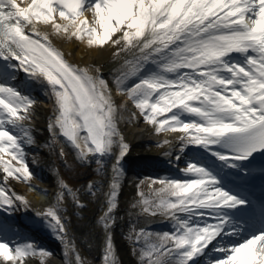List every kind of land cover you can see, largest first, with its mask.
I'll return each instance as SVG.
<instances>
[{
	"label": "snow or ice",
	"instance_id": "obj_1",
	"mask_svg": "<svg viewBox=\"0 0 264 264\" xmlns=\"http://www.w3.org/2000/svg\"><path fill=\"white\" fill-rule=\"evenodd\" d=\"M54 37L113 49L114 57L122 56L117 91L155 133L176 132L182 150H203L183 169L193 178H150L147 192L140 187L145 180L137 184L131 205L137 217L172 222L163 232L131 225L129 239L141 264H199L213 242L220 255L207 264H264V200L257 204L246 188L254 154L264 156V0H0V209L32 207L10 187L13 179L33 178L26 147L38 143L30 123L37 100L12 83L22 66L53 100L49 149L69 169L97 163L101 175L115 160L107 187L93 180L77 189L60 176L56 204L40 216L65 242L69 264L73 257L87 264L71 238L66 207L70 197L86 210V189L103 205L104 264H121L114 233L130 145L120 121L137 113L125 117L127 104L122 111L102 71L73 64ZM7 230L0 223V233ZM37 256L45 264L52 253L0 235V264H27Z\"/></svg>",
	"mask_w": 264,
	"mask_h": 264
},
{
	"label": "bare ground",
	"instance_id": "obj_2",
	"mask_svg": "<svg viewBox=\"0 0 264 264\" xmlns=\"http://www.w3.org/2000/svg\"><path fill=\"white\" fill-rule=\"evenodd\" d=\"M28 3L30 0H22ZM89 15L90 13H86ZM43 31H49L48 26L41 24ZM56 45L65 53L66 57L81 68L88 67L94 72L100 69L104 78H106L112 88V96L117 104L123 107L127 104L125 117H129L132 112L137 113L133 119H123L120 121V130L123 132L126 142L130 145L128 155L125 157L124 168L125 176L121 192V209L119 215L121 220L119 226L115 229V243L119 252L121 264H141L138 250L135 251V257L130 256L129 232L131 225L138 222V227L149 229H166L172 230V222L164 217H137L136 211L131 205L135 202L133 197H137V191L133 185L134 181L145 175L150 178L154 177H171L177 179L193 178L192 174H185L183 169L186 167L189 159L196 152H203L197 145H188L181 149L180 141L176 139L177 133L169 131L167 133H155L152 126L143 120L139 111L135 109L131 101L125 94L117 91L114 82L115 70L122 63L121 57L112 55L113 49L105 48L98 50L90 48L84 43L75 39L68 40L55 38ZM5 63L0 58V64ZM19 64V61H16ZM95 66V68H93ZM17 87L35 97L37 103L33 106V120L30 121L35 132L38 143L26 147V152L31 157L35 178L27 183L15 181L10 182V187L15 190L16 194L24 195L31 201L32 207L25 211L23 205L16 209L15 212H6L0 209V223L7 226V231L0 233L8 241H32L43 242V240H53L59 243L55 248V255L50 263L46 264H69V258L65 256V242L60 240L53 229L48 225L45 219L40 216V212L46 211L48 207L56 204L57 193L60 188V176H63L73 187L77 189L85 188L86 184L95 181H102L107 187L111 183L113 176L112 167L115 160L108 161L104 173H98L100 167L97 163L85 166H75L69 169L63 161V158L57 154L56 149H49L48 145L53 143L50 122L54 111L53 100L48 93V87L39 81L30 79L29 74L17 70V79L12 81ZM166 115V114H165ZM64 138L61 136V140ZM172 141L171 144H165L164 140ZM70 159H75V150L68 148ZM15 163V162H14ZM179 167L176 171L175 168ZM143 168H145L143 170ZM57 169L60 171L57 172ZM2 173H0V183H2ZM48 184L45 188L48 194H41L39 187L41 184ZM32 185L36 190L29 189ZM11 194V193H10ZM86 203L89 204L86 210L81 211L71 202V198L66 204L69 209L67 216L71 217L69 229L71 238L78 245L79 250L87 264H104L105 253V236L98 218L101 215L102 203H96V197L87 194L85 189ZM138 198V197H137ZM51 203V204H50ZM41 209L42 211H40ZM210 222H214L210 219ZM32 234V235H30ZM35 234V236H34ZM42 234L44 237L38 238ZM214 243L208 246V255L199 257V264H207L209 259L218 258L220 253H215ZM39 246V245H38ZM27 264H41L39 257L27 258ZM71 264H76L75 258Z\"/></svg>",
	"mask_w": 264,
	"mask_h": 264
},
{
	"label": "rangeland",
	"instance_id": "obj_3",
	"mask_svg": "<svg viewBox=\"0 0 264 264\" xmlns=\"http://www.w3.org/2000/svg\"><path fill=\"white\" fill-rule=\"evenodd\" d=\"M138 110V109H137ZM28 154V153H27ZM27 162H28V164H31L33 161H32V159H30V157L29 158H27ZM29 167H30V169L32 170V172L34 173V176H33V178H35L36 177V175H35V170H34V168H33V166L32 165H29ZM143 180H145L146 181V183L145 184H142V185H140V187L144 190V191H147V190H149V185H148V183H147V180H148V178L145 176L144 178H142ZM142 179H137L134 183H133V185L135 186V190L137 191V184H139V182H140V180H142ZM29 187V189H34V190H36L32 185H29L28 186ZM45 188H49V186H48V184H41V186L38 188L39 189V191H40V193L41 194H48L45 190ZM42 190H44V191H42ZM36 192H37V190H36ZM40 211H42L41 209H39ZM159 231V230H158ZM157 231V232H158ZM131 242V243H130ZM60 243H57V245H59ZM65 245V244H64ZM55 247L54 248H56V245H54ZM65 247H66V245H65ZM43 248H45L46 250H48V251H50L51 253H52V256H50V257H47L46 258V260H45V264L46 263H50V260H52V258H53V256L55 255V253H54V251L53 250H55V249H53V246L52 245H50V246H47V245H44L43 246ZM129 248L131 249L130 250V256L131 257H135V251H134V245H133V243H132V241H129ZM72 260H73V258H72Z\"/></svg>",
	"mask_w": 264,
	"mask_h": 264
}]
</instances>
